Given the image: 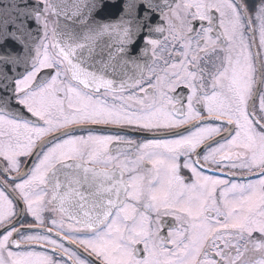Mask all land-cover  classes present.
<instances>
[{
    "label": "snow or ice",
    "instance_id": "snow-or-ice-1",
    "mask_svg": "<svg viewBox=\"0 0 264 264\" xmlns=\"http://www.w3.org/2000/svg\"><path fill=\"white\" fill-rule=\"evenodd\" d=\"M0 264H264V0H0Z\"/></svg>",
    "mask_w": 264,
    "mask_h": 264
}]
</instances>
